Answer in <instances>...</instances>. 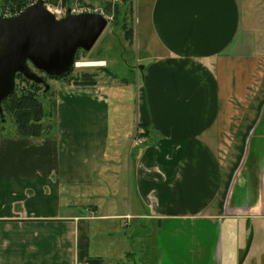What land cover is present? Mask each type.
<instances>
[{
    "label": "crops",
    "instance_id": "1",
    "mask_svg": "<svg viewBox=\"0 0 264 264\" xmlns=\"http://www.w3.org/2000/svg\"><path fill=\"white\" fill-rule=\"evenodd\" d=\"M243 6L150 0L135 81L59 82L53 135L0 132V264H264V34Z\"/></svg>",
    "mask_w": 264,
    "mask_h": 264
},
{
    "label": "water",
    "instance_id": "2",
    "mask_svg": "<svg viewBox=\"0 0 264 264\" xmlns=\"http://www.w3.org/2000/svg\"><path fill=\"white\" fill-rule=\"evenodd\" d=\"M109 24L101 12L71 9L58 19L45 0L14 16L0 14V115L3 102L16 92L18 74L48 92V77H62L77 67L78 52H91Z\"/></svg>",
    "mask_w": 264,
    "mask_h": 264
},
{
    "label": "trees",
    "instance_id": "3",
    "mask_svg": "<svg viewBox=\"0 0 264 264\" xmlns=\"http://www.w3.org/2000/svg\"><path fill=\"white\" fill-rule=\"evenodd\" d=\"M36 0H0V14L5 16H14L22 12L25 8L32 5ZM58 0H45L46 4L57 2ZM63 6L70 7L73 0H59ZM121 4H116L112 8L108 4L106 10L111 14L114 9V25L120 26V16L122 7H125L123 15L129 12L130 21L134 16V0H120ZM56 6V4L54 5ZM112 14V15H114ZM128 20H123L121 29L124 33L125 40L130 46L134 45V28L127 24ZM86 56L88 52L80 50L77 54L76 61H79L81 55ZM99 71L107 76L117 79L108 67L100 68ZM73 69L62 77H48V80H58L68 85L89 87L96 86L99 82L100 74L95 72L75 73ZM134 80L122 79L124 84H130ZM135 83V82H134ZM47 103V106H46ZM3 112L0 115V132L7 129L9 118H12L16 126V135L23 138L41 139L51 136L56 131L57 123V101L56 91L49 90L45 92L42 85L27 80L23 75H17L16 92L3 102Z\"/></svg>",
    "mask_w": 264,
    "mask_h": 264
},
{
    "label": "rangeland",
    "instance_id": "4",
    "mask_svg": "<svg viewBox=\"0 0 264 264\" xmlns=\"http://www.w3.org/2000/svg\"><path fill=\"white\" fill-rule=\"evenodd\" d=\"M150 0H134V11H135V17L139 19L140 14H142L145 10V7L149 3ZM46 4V3H45ZM62 5V3L58 0L57 2H50L49 4H46L47 8H54V5ZM108 4H111L112 8L116 6V4H121L120 0H73V3L71 5L75 6L77 9H83L86 11H95V12H102L104 16H106L109 19V26L99 39V41L96 43L95 47L91 52H88L86 56L83 54L79 58V61L77 63H93V62H102V65H96V66H82V67H75V73L79 72H95L97 71L100 76H103V78H107L110 80H113L112 77L107 76V74L99 71L98 69L100 68H105L109 67L110 71L115 74L118 78L114 80H119L121 83L122 79H132L133 74L135 72H140L139 68L135 67L141 62H136L137 59L141 58L142 55L145 53V46L142 45V47L137 49V44H136V50L134 49L133 46H130L127 41L125 40L124 33L121 29V25L123 20H128L127 24L134 27L136 24L135 17H132V20L130 21V15L129 12L126 13L127 15H123V12L125 10V7H122V12L120 16V26L114 25V9L110 13L106 10V7ZM243 8L245 15L248 16L250 15L251 10L255 11V15L257 19L259 18L258 21H261L263 23V26L261 28L263 29V34H264V0H243ZM114 14V15H112ZM114 18V20H113ZM141 39V37H140ZM138 42H139V37H138ZM133 47V48H132ZM143 65H146L145 63ZM138 73H135L137 76ZM140 75V74H139ZM135 76V79H136ZM142 79L137 80L135 82V86L138 87L137 83H139ZM60 81L58 80H49V83L51 85L52 91H55V88ZM63 83V82H61ZM123 83V82H122ZM67 84V83H66ZM136 87L132 86L131 88L126 89L127 92V97L123 100V106L128 109L129 114L126 115V118L123 117V120L125 121V124L127 125L128 133H133L134 131V119L137 115V108L139 105V97L141 94V90L138 91L136 90ZM111 102H113L112 95L110 94ZM47 106V103H46ZM7 129L10 130H16V126L14 124V121L12 118H9L8 124H7ZM133 135V134H130ZM131 143L133 146H140L136 145L131 139ZM132 148H128L127 155H129V150ZM124 184H123V179H121V182H115V186H113V189H117L119 192L123 189ZM123 197V196H122ZM123 201H120L116 207L118 209L121 208ZM103 205V204H102ZM114 209V205L112 206ZM144 255L147 257L146 261L147 264H152V252L145 250ZM140 257V252L137 254V257L133 260H128L126 264H140L139 261Z\"/></svg>",
    "mask_w": 264,
    "mask_h": 264
},
{
    "label": "built area",
    "instance_id": "5",
    "mask_svg": "<svg viewBox=\"0 0 264 264\" xmlns=\"http://www.w3.org/2000/svg\"><path fill=\"white\" fill-rule=\"evenodd\" d=\"M119 1V0H117ZM68 9H71L73 13H82V12H87L86 10H83V9H77L75 6H70V7H65L63 5H57V6H54V8H50L49 7V10L54 13L56 15V17L58 19L64 17L66 15V12ZM93 12V11H91ZM95 12V11H94ZM102 13V12H101ZM103 14V13H102ZM78 65V63L76 64V66ZM78 67V66H77ZM129 139H131L136 145H142L144 143L143 139L140 138V136L135 133L133 135H130L128 136ZM129 218H131L129 216Z\"/></svg>",
    "mask_w": 264,
    "mask_h": 264
},
{
    "label": "bare ground",
    "instance_id": "6",
    "mask_svg": "<svg viewBox=\"0 0 264 264\" xmlns=\"http://www.w3.org/2000/svg\"><path fill=\"white\" fill-rule=\"evenodd\" d=\"M103 63L102 62H93V63H82V64H80V63H78V67H82V66H96V65H102Z\"/></svg>",
    "mask_w": 264,
    "mask_h": 264
}]
</instances>
